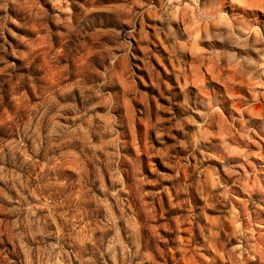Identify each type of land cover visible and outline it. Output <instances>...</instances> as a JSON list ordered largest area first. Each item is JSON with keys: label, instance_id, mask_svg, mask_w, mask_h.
Here are the masks:
<instances>
[{"label": "clouds", "instance_id": "9594fccd", "mask_svg": "<svg viewBox=\"0 0 264 264\" xmlns=\"http://www.w3.org/2000/svg\"><path fill=\"white\" fill-rule=\"evenodd\" d=\"M0 264H264V0H0Z\"/></svg>", "mask_w": 264, "mask_h": 264}]
</instances>
